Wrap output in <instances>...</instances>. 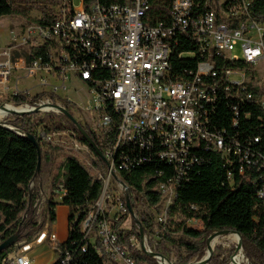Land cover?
Segmentation results:
<instances>
[{
    "label": "built area",
    "instance_id": "2783aa9c",
    "mask_svg": "<svg viewBox=\"0 0 264 264\" xmlns=\"http://www.w3.org/2000/svg\"><path fill=\"white\" fill-rule=\"evenodd\" d=\"M8 1L40 11L41 18L47 15L53 22H36L26 29L19 45L0 47V100L46 95L31 104H6L4 109L12 106L23 109V115L36 111L42 117H63L53 105L65 107L48 95L73 102L60 93L71 81L80 82L88 98L86 106L79 104L76 110L83 109L81 120L92 123L89 128L100 139L108 165L106 175L98 173L94 178L103 183V191L90 207L81 232L99 257L105 258L104 264H136L112 228L115 221L130 214L126 206L130 188L121 172L158 162L171 169V174L158 169L151 176L150 190L161 197L155 208L159 210L154 228L158 238L169 224L181 184L202 162V148L221 155L225 166L237 169L241 176L246 165L264 171V158L251 151L252 141L248 148L243 146L239 139L227 137L212 119L223 97L238 104L253 101L264 109V81L258 76L264 69V16H254L255 0H158L157 4L154 0H123V4L80 0V7L74 0ZM186 40L196 49L187 55L200 56V61L195 71L176 77L173 49ZM24 46L28 51L20 52ZM44 47L47 52L39 53ZM237 49L241 55L235 53ZM220 60L245 66L218 69ZM30 80V85L20 89L21 82ZM232 108L237 127L239 112L237 106ZM45 124L40 123L36 132L41 144L59 146L63 144L60 138L68 137L76 151L88 149L70 125L49 131ZM234 181L235 173L229 170L228 182ZM259 197L264 198L263 191ZM114 207L116 213L111 215ZM47 241L57 248L58 238L48 230L33 242H19L10 264H35L30 253ZM129 241L140 250L135 235ZM149 252L146 247L145 253ZM242 264L249 262L244 258Z\"/></svg>",
    "mask_w": 264,
    "mask_h": 264
},
{
    "label": "trees",
    "instance_id": "16d2710c",
    "mask_svg": "<svg viewBox=\"0 0 264 264\" xmlns=\"http://www.w3.org/2000/svg\"><path fill=\"white\" fill-rule=\"evenodd\" d=\"M102 1L108 4H123V0ZM157 2L158 0H154V4ZM30 10V8L16 6L8 0H0V18L26 16ZM252 11L255 17H263L264 0H255ZM37 22L51 24L53 19L44 15ZM45 52L47 47L39 50V53L45 54ZM194 52H196L195 45L187 40L173 49L171 63L174 76L182 77L186 74V70H196L200 56L187 55ZM223 66L243 68L245 64L220 60L218 69ZM45 96L43 94L30 98L19 95L11 99V102L16 106L27 102L31 104ZM48 96L54 103L60 102L71 114L77 109V105L67 99L53 94ZM220 102L212 115L217 127L225 130L227 137L239 139L247 148L252 141V150H250L264 158V109L253 101L238 104L231 98L223 97ZM233 106H237L239 112L237 127L233 125L235 117ZM45 116L52 118L51 114ZM14 118L9 125L19 129L23 134H33L36 139V126L40 123L45 124L47 121L46 119L35 120L34 116L29 115H15ZM62 119L78 133L79 140L94 155L95 166L106 169L105 163L78 129L67 117L63 116ZM45 125L49 131L53 128L67 129L61 122ZM83 127L92 142L102 151L100 139L95 132L86 125ZM39 144L41 145V142ZM201 155L202 162L190 170L188 180L183 181L178 190L175 204L170 210L169 224L157 239H150L149 246L152 253L161 255L167 260H170L175 253L177 260L174 264H190L194 259L201 261L207 254L209 237L215 232L230 231L241 236L242 251L249 264H264V198L259 197L260 192H264V171L258 170L257 166L249 168L246 165L245 174L241 176L237 169L233 170L225 166L221 155L213 151H205L203 148ZM38 163V150L26 136L0 126V245L14 235L19 237V242L35 241L45 229L47 216L50 217L52 224L55 223V209L61 204L70 208L69 236L65 242L58 244L59 259L54 264H104L105 258L99 257L81 232L82 222L90 207L102 194L103 183L94 179L79 160L69 157L52 181V187L61 185L65 195L60 203L48 202L49 211L45 219L38 223L35 209L36 195L31 197L30 202L27 201L30 185L41 172L42 162L39 173H37ZM158 169L171 174V169L162 162H158L157 166L149 165L121 172L122 180L130 188L131 205L139 218L144 236H153L155 217L154 214L141 210L140 206H146L156 214L159 212L155 208L161 203V197L150 190L154 185L151 176ZM229 170L235 173L233 184L228 182ZM192 206H196L197 210L192 209ZM24 214H26L25 217ZM126 217H130V214ZM122 220L115 221L112 228L121 235L119 243L135 263L160 264L156 258L143 250L134 249L129 241L130 231L122 227ZM191 220L201 221L203 229L188 228L187 222ZM171 226L175 229L172 230ZM134 229V235L138 240H142L140 228L136 223ZM173 233L180 234L181 237L176 238ZM14 251L15 246L0 252V264H10L9 257ZM232 255V251L229 252L219 245L214 249L208 264H229Z\"/></svg>",
    "mask_w": 264,
    "mask_h": 264
},
{
    "label": "rangeland",
    "instance_id": "374dc122",
    "mask_svg": "<svg viewBox=\"0 0 264 264\" xmlns=\"http://www.w3.org/2000/svg\"><path fill=\"white\" fill-rule=\"evenodd\" d=\"M75 6L76 7H80V0H74ZM41 18V12L37 11V10H30L29 14L26 16H8V17H3L0 18V47L4 48L7 46H11V45H19V43L21 42V39L25 36V31L28 27L33 26V24H35L37 22V20H39ZM20 52H27L28 51V46H24V47H20ZM238 55H241V53L239 52V50L237 49V51L235 52ZM21 55V54H19ZM262 67V65H261ZM263 69V68H261ZM262 72L259 71L258 76L261 82L264 81V69L261 70ZM32 81H25V82H21V87L20 89H24L25 87H27L28 85H30ZM76 90V91H74ZM34 93L36 92V90L33 91ZM62 96H66L68 97V99L73 100L74 103H76V105L79 107V104L82 107H85L86 103H87V96L85 95V92L83 90V86L80 82L78 81H71L70 83H68V88L66 91H62L60 92ZM0 103L2 104V106H5L6 104H14L12 103L10 100H0ZM83 109H81V112H78L77 110L73 111V116L75 117V119L77 121H79L82 125L86 124V126L91 127L92 123H86L85 121H82L81 118H83ZM29 116H34V119H46V123L49 122H55V123H59L61 122L63 125H66V127H68V125L66 124V122L62 119V117H60L57 114H51L52 118L50 119L48 116H44L42 117L41 115H37L34 113L28 114ZM47 115V114H46ZM14 116L13 114H10L8 116H5L4 118L0 117V122H4V123H10L12 121H14ZM84 126V125H83ZM36 132H39L38 126H36ZM13 128V127H12ZM16 131L20 132L17 128H14ZM62 140L63 144H60L59 146L56 144H49V143H43L40 145L41 148V158H42V166H41V172L39 174V176H37L34 181L31 183L30 185V193H29V198H27V201L30 202L31 197L33 195H36V199H35V209H36V221L38 223H40L41 221H43L45 219V215H47L48 213V202L52 201L54 202L55 200H60L61 197H63L65 195V191L63 190V187L61 185H58L57 187L53 188L52 187V182L51 177H54L55 174L59 171V169L62 168V166L64 165L65 161L69 158V157H74L77 160L80 161V163L90 172V174L92 175L93 178L98 177V173L102 174V175H106V169H100L97 168L95 166V162L96 159L94 157V155L89 151V149L84 148V150L82 151H76L75 149H73V146L71 145V141L68 137H62L60 138ZM54 141V140H53ZM141 210H145L147 212H150L151 214H154V217L156 218V212H154L151 209H148L146 206H140ZM111 215H115L116 213V208L114 207L113 210H111ZM136 214V212H135ZM156 214V215H155ZM24 217L26 216V214L23 215ZM137 216V214H136ZM47 230L49 232H51L52 229V222L50 220V217L47 216ZM137 220L139 221V218L137 216ZM123 223H122V227L124 229H126L127 231H130V235H134L135 234V229H134V225H135V220L130 216V217H124L123 218ZM137 225V224H136ZM187 226L190 229H195V230H200L201 228L203 229L202 223L199 220H195V221H188L187 222ZM46 229V228H45ZM44 229V230H45ZM171 229L174 230L175 228L173 226H171ZM53 233V232H52ZM55 234V233H54ZM156 233L154 232L153 236L151 235H145L143 240H139L140 242V250H141V245L142 242H144L145 246L148 248H150L149 246V242L150 239H157V236H155ZM174 237L179 238L181 237L180 234L177 233H173ZM57 236V235H56ZM58 238V237H57ZM52 243V242H50ZM58 243V242H57ZM54 244V243H53ZM59 244V243H58ZM221 245L225 250L227 251H232L233 255H232V259L236 254V250L238 247V241H236L230 234H223L219 237L218 242L215 244L214 249ZM135 249V248H134ZM151 249V248H150ZM242 255L243 251L240 252ZM245 258V256H244ZM231 259V262H232ZM177 260V256L175 253L172 254L171 259L168 260L170 263L174 264ZM245 260H247L245 258ZM55 261V257H51L49 264H54ZM197 262V260H193L191 263H195ZM230 262V263H231ZM229 263V264H230Z\"/></svg>",
    "mask_w": 264,
    "mask_h": 264
},
{
    "label": "water",
    "instance_id": "95a60500",
    "mask_svg": "<svg viewBox=\"0 0 264 264\" xmlns=\"http://www.w3.org/2000/svg\"><path fill=\"white\" fill-rule=\"evenodd\" d=\"M53 107L57 110H59L60 112H62L68 119L69 121L78 129L79 133L86 139V141H88L90 143V145L94 148L95 152L97 153V155L102 159V161L108 165V162L105 158V156L103 155V152L101 151V149L95 144L92 142V140L90 139V137L88 136L87 132L85 131L84 127L79 123V121H77L75 119V117L69 113L65 108H63L62 106L60 105H53ZM0 109H4V106H1ZM36 111H31V112H28L29 114L31 113H34ZM13 115H23L25 114L24 112H13L12 113ZM0 126H3V127H6V128H9L10 130H13L19 134L22 133V131H16L11 125H9L8 123H4V122H0ZM13 127V128H12ZM26 137L28 140H30L37 148L38 150V154H39V163H38V167H37V173L40 172V166H41V162H42V158H41V148H40V144L38 142V140L36 139V137L33 135V134H30V133H27L26 134ZM126 206L129 210V213H130V216L135 220L137 226L140 228V233H141V236H142V240L144 238V230L141 226V223L140 221L137 220V217H136V214H135V211L133 210L132 208V205H131V200H130V197L128 196L126 198ZM223 234H235L239 237V241H238V247H237V250H236V254H238L239 252L242 251V238L241 236L236 233V232H230V231H221V232H215L213 235H211L208 239V243H207V254L206 256L201 260V261H197L195 263H190V264H208L213 252H214V247H211L210 245V242L213 240V238L215 236H221ZM19 243V237L17 235H14L12 237H10L9 239H7L6 241H4L1 245H0V252L4 251V250H8V249H11L12 247L16 246L17 244ZM142 249L144 252H146V246L144 244V242H142ZM148 255L158 259L160 258L163 262H167V264H172L170 263L165 257L161 256V255H158V254H155V253H152V252H149L147 253Z\"/></svg>",
    "mask_w": 264,
    "mask_h": 264
},
{
    "label": "crops",
    "instance_id": "0c3cea01",
    "mask_svg": "<svg viewBox=\"0 0 264 264\" xmlns=\"http://www.w3.org/2000/svg\"><path fill=\"white\" fill-rule=\"evenodd\" d=\"M51 182L53 177H51ZM55 200L54 202L60 203L62 201ZM56 221L52 224L51 232L55 233L58 237V243H63L68 239L69 236V217H70V208L64 205H57L56 209ZM47 226V225H46ZM45 226V230L47 227ZM202 230V228L200 229ZM44 231V230H43ZM32 259H34L35 264H49L51 257H55V261L59 259V252L54 244L49 241L42 243L34 248L30 253Z\"/></svg>",
    "mask_w": 264,
    "mask_h": 264
},
{
    "label": "bare ground",
    "instance_id": "6f19581e",
    "mask_svg": "<svg viewBox=\"0 0 264 264\" xmlns=\"http://www.w3.org/2000/svg\"><path fill=\"white\" fill-rule=\"evenodd\" d=\"M22 112L23 109L21 108H17V107H12V106H8L6 109H0V117L4 118L5 116H7L10 113L13 112ZM236 241H239V237L235 234H230ZM220 236H215L213 238V240L210 242L211 247H214L215 244L218 242ZM243 256L242 255H237L234 258V263L233 264H242L243 263Z\"/></svg>",
    "mask_w": 264,
    "mask_h": 264
}]
</instances>
